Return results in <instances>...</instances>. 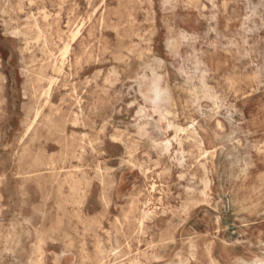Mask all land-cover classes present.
<instances>
[{
    "label": "rangeland",
    "instance_id": "obj_1",
    "mask_svg": "<svg viewBox=\"0 0 264 264\" xmlns=\"http://www.w3.org/2000/svg\"><path fill=\"white\" fill-rule=\"evenodd\" d=\"M0 251L264 264V0H0Z\"/></svg>",
    "mask_w": 264,
    "mask_h": 264
},
{
    "label": "bare ground",
    "instance_id": "obj_2",
    "mask_svg": "<svg viewBox=\"0 0 264 264\" xmlns=\"http://www.w3.org/2000/svg\"><path fill=\"white\" fill-rule=\"evenodd\" d=\"M202 7H204V6H202ZM201 9H203V8H201ZM44 11V10H43ZM4 13V12H3ZM25 19V18H24ZM237 19V18H236ZM226 20V19H225ZM228 21V20H227ZM35 22V20L33 21V23ZM7 24V23H6ZM9 24V23H8ZM7 26V25H6ZM9 27V26H8ZM150 29H151V27H150ZM13 30V29H12ZM8 31V30H7ZM11 31V30H10ZM146 34V33H145ZM135 43H137V42H135ZM169 45V44H168ZM228 45V44H227ZM219 49V48H218ZM149 50V49H148ZM147 50V51H148ZM225 51V50H224ZM150 52V51H149ZM226 52H227V50H226ZM142 55V54H141ZM189 55V54H188ZM191 56V55H190ZM124 57V56H123ZM140 57H142V56H140ZM141 60V59H140ZM160 63V62H159ZM63 65V64H62ZM115 66V65H114ZM112 74V73H111ZM228 77V76H227ZM42 78V77H41ZM108 77H106V79H107ZM111 80V79H110ZM187 81V80H186ZM190 81V80H189ZM113 82V81H112ZM188 83V82H187ZM140 85V84H139ZM129 87V86H128ZM132 87H133V85H132ZM106 88H108V87H106ZM139 88V87H138ZM104 89V88H103ZM162 89V88H161ZM47 91V90H46ZM45 91V92H46ZM138 92H140L141 93V91H138ZM160 92V91H159ZM161 94V93H160ZM163 97H165V96H163ZM162 97V98H163ZM165 99H167V98H165ZM49 101V100H48ZM161 101H163V100H161ZM103 105V104H102ZM120 112V111H119ZM77 113V112H76ZM166 114H167V112H166ZM80 116H81V113H80ZM82 121V120H81ZM76 122V121H75ZM24 124V123H23ZM30 124H32V123H30ZM103 126V125H102ZM84 127V126H83ZM186 130V129H185ZM135 134V133H134ZM198 135V134H197ZM138 136H139V133H138ZM110 137V136H109ZM140 140V139H139ZM138 143V142H137ZM149 158V157H148ZM156 160V159H155ZM134 166V165H133ZM110 184H112V183H110ZM33 209V208H32ZM39 211V210H38ZM41 211V210H40ZM35 212V211H34ZM37 213V212H36ZM23 218V217H22ZM24 222V221H23ZM40 225V224H39ZM21 226V225H20ZM25 226V225H24ZM29 230V229H28ZM52 231V230H51ZM53 233V232H52ZM15 235V234H14ZM17 240H19V239H17ZM13 242V241H12ZM11 242V244H13ZM16 247V246H15ZM18 248V247H17ZM16 248V249H17ZM15 249V248H14ZM207 249V248H206ZM4 250V249H3ZM6 251V250H5ZM1 252V251H0ZM4 253V252H3ZM13 253H15V252H13ZM109 253V252H108Z\"/></svg>",
    "mask_w": 264,
    "mask_h": 264
}]
</instances>
